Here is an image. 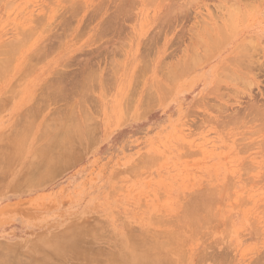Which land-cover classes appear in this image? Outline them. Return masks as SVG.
I'll return each mask as SVG.
<instances>
[{
    "label": "rangeland",
    "instance_id": "1",
    "mask_svg": "<svg viewBox=\"0 0 264 264\" xmlns=\"http://www.w3.org/2000/svg\"><path fill=\"white\" fill-rule=\"evenodd\" d=\"M85 251L264 264V0H0V264Z\"/></svg>",
    "mask_w": 264,
    "mask_h": 264
},
{
    "label": "bare ground",
    "instance_id": "2",
    "mask_svg": "<svg viewBox=\"0 0 264 264\" xmlns=\"http://www.w3.org/2000/svg\"><path fill=\"white\" fill-rule=\"evenodd\" d=\"M249 42H250V41H249ZM243 46H244V45H243ZM239 52H240V51H239ZM251 53H252V52H251ZM253 53H254V52H253ZM245 56H247V54H245ZM246 62H247V61H246ZM248 62H250V61L248 60ZM1 68H2V67H1ZM90 72H91V71H90ZM90 72H89V73H90ZM86 73H87V72H86ZM89 75H90V74H89ZM227 75H228V74H227ZM96 76H97V75H96ZM84 77H85V76H84ZM48 86H49V85H48ZM55 87H56V86H55ZM53 88H54V87H53ZM56 88H57V87H56ZM55 90H56V89H55ZM84 95H85V94H84ZM151 95H152V94H151ZM154 96H155V95H154ZM147 105H148V104H147ZM86 126H87V125H86ZM76 127H77V126H76ZM77 128H78V127H77ZM78 129H79V128H78ZM55 132H56V131H55ZM70 132H71V131H70ZM74 132H75V131H74ZM57 133H58V132H57ZM85 133H86V132H85ZM78 134H80V133L78 132ZM42 138H43V137H42ZM54 140H55V139H54ZM10 152H11V151H10ZM11 154H12V153H11ZM13 154H14V153H13ZM16 155H17V154H16ZM8 156H9V155H8ZM48 169H49V168H48ZM83 231H84V230H83ZM85 234H86V232H85ZM166 239H167V238H166ZM152 240H153V239H152ZM154 241H155V240H154ZM139 242H141V241H139ZM149 242H150V241H149ZM157 242H158V241H157ZM137 244H138V243H136V245H137ZM143 244H144V243H143ZM158 244H159V243H158ZM160 244H161V243H160ZM139 245H140V244H139ZM140 246H141V245H140ZM140 246H139L138 248L141 249ZM157 246H158V245H157ZM163 246H164V245H163ZM112 247H113V246H112ZM54 249H56V248H54ZM134 249H135V248H134ZM140 249H139V250L137 249V250L140 251ZM146 249H147V247H146ZM155 249H156V247L154 248V250H155ZM159 249H160V248H159ZM163 249H164V248H163ZM148 250H149V248H148ZM151 250H152V249H151ZM156 250H158V249H156ZM156 250H155V251H156ZM165 250H167V249H165ZM83 251H84V250H83ZM96 251H97V250H96ZM85 252H86V251H85ZM85 252H83V253H85ZM148 252H149V251H148ZM148 252H147V254H148ZM150 252L152 253V251H150ZM167 252H168V250H167ZM83 253H81V254H83ZM97 253H98V252H97ZM144 253H145V252H144ZM151 253H149V256H150V257H152V258L154 257L155 259H156V258L158 259V260H157V259H156V260L154 259V261H157V262H156L157 264H159L160 261H161V263H163V264H164L165 262L168 263L167 260H166V261H165V260H164V261H163V260H159V258H160L159 256H158V257H155V255H154L153 253H152V254H151ZM2 254H3V253H2ZM159 254H160V253H159ZM88 255H90L89 252H88ZM97 255H99V254H97ZM140 255H142V254H140ZM140 255H139V256H140ZM152 255H153V256H152ZM157 255H158V254H157ZM90 256H91V255H90ZM90 256H89V257L87 256V252L85 253V256L82 255V257H84V259L87 258V259H86V261H88L87 263H89V261H92ZM92 256H94L95 258H97V261L95 260L96 264H99V263L101 264V262H102L101 259H102V258H99L100 256H97V257H96L95 254L92 255ZM101 256H102V255H101ZM143 256H144V255H143ZM149 256H148V257H149ZM4 257H5V256H4ZM104 257H105V256H104ZM141 257H142V256H141ZM146 257H147V256H146ZM146 257H144L142 260H140V262H143V264H156L155 262L148 260V259H147L148 257H147V258H146ZM163 257H164V256H163ZM166 257H167V256H166ZM89 258H90V259H89ZM84 259H82V260H84ZM88 259H89V260H88ZM138 259H139V258H138ZM150 259H151V258H150ZM98 260H100V262H98ZM126 260H127V259H126ZM126 260H125V261H126ZM149 261H150V263H149ZM20 262H21V261H20ZM116 262H117V261H116ZM158 262H159V263H158ZM8 263H9V262H8ZM114 263H115V262H114ZM114 263H112V264H114ZM122 263H123V262H122ZM85 264H86V263H85ZM89 264H90V263H89ZM102 264H104V263H102ZM108 264H109V263H108ZM139 264H141V263H139Z\"/></svg>",
    "mask_w": 264,
    "mask_h": 264
}]
</instances>
